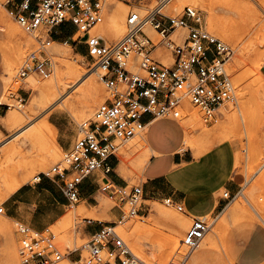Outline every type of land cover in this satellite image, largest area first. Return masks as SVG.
<instances>
[{
    "label": "rangeland",
    "instance_id": "374dc122",
    "mask_svg": "<svg viewBox=\"0 0 264 264\" xmlns=\"http://www.w3.org/2000/svg\"><path fill=\"white\" fill-rule=\"evenodd\" d=\"M9 1H0V12L4 13H0V15L5 16L6 20L21 30L23 37L21 36L18 41L15 40V44L6 34L5 28L0 26V82L4 87L3 99H6L8 104L0 107V208L5 205L7 199L19 185L35 183L36 177H41L44 173L49 172L63 158L64 151L56 147V138L52 134H48L43 140L40 138L31 140L34 129L43 121L50 119L53 123H59L61 126V134H58L57 140L59 141V138L63 137L74 144L82 137L81 126L90 124L94 120L95 110L110 97L109 90L100 78L101 71L96 70L93 60L87 53H81L82 57L80 58L79 47L82 45L72 41L71 37L75 33L72 26L64 25L53 29L54 34L58 35L60 39L59 42L56 41L58 53H54L53 43L43 48V44L49 39L46 28H40L34 33L26 32L9 14ZM152 6V0H133L132 3L122 0H104V20L91 31V35L101 37L109 44L114 43L116 40L112 39L107 31L102 30V27H105L111 18L113 9L125 8L127 18L131 11H138L145 15ZM187 7L200 10L203 13L207 30L232 51L224 68L236 92L235 101L220 106L215 112L214 118L208 121H206L203 112L191 104L192 109L197 110L198 120L191 133L194 148L190 149L194 157H197L198 151L206 150L211 145H214L215 148L222 144H229L233 149V176L240 188L230 200H227L226 205L219 213L206 219L211 225L210 232L200 247L193 252L189 253L188 248L183 244L192 219H188L175 207L166 205L164 201L145 202L148 206L145 216L133 217L127 222L119 224L116 230L133 254L141 255V257L135 256L145 264H177L189 254L186 264H238V253L247 244L253 230L259 228L264 231V130L259 129L258 121L253 117V109L250 104L241 108L237 106L240 90L248 93L244 100L251 101L249 95L251 92L249 88L251 85L250 64H252V59L264 56V44L261 42L264 40V0H204L197 4H193L189 0H171L162 12L167 16L175 17L182 15ZM145 30L156 43L161 45L156 52V58L166 66H171L174 62L172 52L163 44L162 36L151 26H147ZM186 37L187 31L179 28L171 38L181 45ZM17 42L22 43L21 53L18 55L15 50L18 47L16 46ZM32 54H35L36 58L40 60L48 59L50 61L52 65L50 77L44 78L34 70L26 77L20 76L26 66H32ZM254 54L255 56H253ZM11 58V64L14 65L11 66V71H8L7 66ZM77 59H80L79 64L83 69L80 78L75 81L65 78L67 89L61 90L57 102L45 112L42 107H36L34 112H31V103L36 98L37 92L33 88H29L30 81L33 80L35 84L40 85L49 79L56 78L66 71L68 63H73ZM129 70L132 73L139 72V60L132 59ZM91 73H93L98 86L97 104L93 105L90 114L82 115L83 105L79 99L86 94V76ZM260 73L264 78V60L260 67ZM187 102H189L188 97L183 101L182 116L179 118L184 126L189 119ZM73 104L75 105L73 109L64 107ZM19 105H24V108L20 109ZM10 111L29 112L25 126L17 132L8 130L2 124L3 117ZM204 131L209 134V138L202 141L201 137ZM143 135L144 132H140L127 142L116 141L118 145L117 157L124 165L123 176L129 181V188L141 186L144 180L142 171H138L136 166L141 153L138 145L141 143ZM224 138L228 139L224 140ZM15 144L19 149L16 153H12L10 149ZM224 193L225 191H222L220 196L223 197ZM81 205L76 204L69 207L66 215L56 225L49 228V232L55 235V241L65 255L61 261L55 264L62 262L73 264L75 260L72 256L73 251L82 248L88 241L79 232V226L85 219V214L79 208ZM237 206H239L237 211L232 215L229 214L230 210ZM117 207H121L120 204L101 194L99 206L91 210L110 211ZM123 210L127 212L128 207H124ZM163 214H167L168 217H162ZM172 215L180 216L183 219L182 224H171L169 217ZM19 226L20 224L10 219L7 214L0 213V264H20ZM172 235L181 239V244L173 252L169 249V240ZM205 246H211V252L200 256L199 252ZM80 254L81 252H77L74 255L77 257ZM82 255L85 259L88 252L83 250Z\"/></svg>",
    "mask_w": 264,
    "mask_h": 264
},
{
    "label": "built area",
    "instance_id": "2783aa9c",
    "mask_svg": "<svg viewBox=\"0 0 264 264\" xmlns=\"http://www.w3.org/2000/svg\"><path fill=\"white\" fill-rule=\"evenodd\" d=\"M103 1L8 2L9 14L26 32L34 33L46 28L49 39L43 48L53 42L54 28L72 26L75 30L72 41L86 47L88 56L96 69L101 71L100 78L110 92V97L96 110L94 120L81 126L82 137L64 152L60 163L42 175L61 185L65 196L73 204L79 202V188L84 180L97 170L111 172L108 161L117 156L116 141L127 142L145 131L146 125L142 121L145 115H150L153 121L179 120L183 101L188 97L208 121L214 118L220 106L236 99L234 85L224 68L232 51L207 30L200 10L187 7L180 16H167L162 10L169 0H152L153 6L145 15L138 11L128 14L125 36L109 44L103 38L91 35V31L104 20ZM122 1L132 3L133 0ZM147 26L162 36L163 44L172 52L174 62L171 66H166L156 58L161 45L146 32ZM179 28L187 31V37L181 45L171 38ZM132 59L139 60L137 73L129 70ZM31 61L32 66H26L21 77H26L32 70L44 78L52 75V65L48 59L40 60L32 54ZM102 191L123 208L128 207V211L124 212L118 224L102 227L82 248L74 250L72 254H81L73 264H145L133 254L116 230L119 224L141 216L146 202L143 187L129 188L108 182ZM223 198L230 200L232 196L225 192ZM163 201L179 212L186 213L184 206L172 198ZM0 213L5 214L3 207ZM210 229L206 218H192L183 240L189 253L200 247ZM18 232L21 236L20 264H55L64 258L63 250L49 229L35 232L20 224ZM83 250L88 252L85 259ZM189 256L177 264H186Z\"/></svg>",
    "mask_w": 264,
    "mask_h": 264
},
{
    "label": "crops",
    "instance_id": "0c3cea01",
    "mask_svg": "<svg viewBox=\"0 0 264 264\" xmlns=\"http://www.w3.org/2000/svg\"><path fill=\"white\" fill-rule=\"evenodd\" d=\"M54 36H58L54 34ZM54 39V38H53ZM60 39L54 40L59 42ZM79 52L87 53L84 45ZM4 87L0 82V101L4 98ZM8 105L7 103L0 104ZM1 109V108H0ZM146 125L143 139L146 141L150 156L142 171V187L146 202L163 201L172 198L177 204L185 208L188 219L193 217L208 218L219 213L227 200L220 196L222 191L235 195L240 186L233 176V154L229 144L213 147L200 157H194L191 149L185 148L186 129L180 120L159 119L152 120L150 115L142 118ZM50 124L56 131L57 145L65 152L73 144L61 137L59 123ZM111 172L104 169L95 171L80 185L79 202L76 203L85 214L83 223L79 226L81 235L89 239L99 232L102 227L118 224L124 215L123 207L110 211H94L97 216L90 217L92 208L99 206L101 194L107 196L102 187L106 183L117 186H128L129 181L123 176L124 165L118 157H111L108 161ZM76 204L71 203L65 196L62 186L53 180L41 176L32 184H24L17 188L3 206L5 214L25 225L35 232H44L56 225L67 213V209ZM83 207V208H82ZM84 209V210H83ZM88 210V211H85ZM148 206L144 204L141 216L147 214ZM86 212V213H85ZM75 260L77 257L72 255ZM238 264L264 263V231L256 228L248 238L245 247L238 253Z\"/></svg>",
    "mask_w": 264,
    "mask_h": 264
},
{
    "label": "bare ground",
    "instance_id": "6f19581e",
    "mask_svg": "<svg viewBox=\"0 0 264 264\" xmlns=\"http://www.w3.org/2000/svg\"><path fill=\"white\" fill-rule=\"evenodd\" d=\"M1 1V0H0ZM171 0H169L165 7L167 6V4L170 2ZM187 1V0H185ZM191 1L193 4H197V2H202L204 0H189ZM1 3V2H0ZM164 7V8H165ZM108 8V7H107ZM206 8V7H205ZM105 9V6H104ZM0 13H3L2 11ZM4 14V13H3ZM125 18H126V9L125 8H115L112 10V14H111V18L109 19L107 25L104 27H102V30L107 31L110 35V37L116 41L122 39L125 36L126 33V27H125ZM106 24V23H105ZM0 26L2 28H5L6 30V34L8 35V37L15 42V40H19L20 37L22 36V32L21 30H19L16 26H14L11 22H9L8 20L5 19V16H1L0 15ZM4 31V30H3ZM25 35V34H24ZM226 35V34H225ZM264 36V35H263ZM23 37V36H22ZM26 37V36H25ZM230 37V36H229ZM25 39V38H24ZM232 39V38H231ZM33 42V41H32ZM261 42H263L264 44V40H262ZM18 43V42H17ZM34 43V42H33ZM54 44L53 47V52L54 53H58V49L56 46H58V43L56 41L53 40L52 42ZM51 43V44H52ZM260 43V42H259ZM18 46L15 50H16V54H20L21 53V48H22V43H18ZM262 47V46H261ZM59 48V47H58ZM259 48V47H258ZM67 52V51H65ZM25 53V52H24ZM61 53V52H60ZM68 54V52L66 53ZM69 54H71L69 52ZM72 55V54H71ZM70 55V56H71ZM80 58L82 57V55L79 53ZM255 56V54L253 55ZM54 57V56H53ZM59 57V56H57ZM62 58V57H61ZM171 58V57H168ZM8 60V59H7ZM66 60V59H65ZM252 64L251 65V70H250V77H251V85H250V99L251 101L248 100H244L246 98V96L248 95L247 92H243L242 90L239 91L238 94V107L241 108L243 106H245L246 104H250L252 106V114L253 117L258 121V127L261 131L264 130V78L262 77L261 73H260V67L263 63L264 60V56H259L256 57L255 59H252ZM59 61V59H58ZM70 61V60H68ZM12 62V58L9 60L8 62V71H11V66L14 65ZM80 59L75 60V62L73 63H68V65L66 66V71L64 73H61V75L59 74V76H57L56 78L53 79H49V81L42 83L40 85L35 84V82L33 80L30 81V85L29 88H33L35 92H37V96L36 98L32 101L31 103V108L30 111L34 112V109L37 107H42L43 108V112H45L46 110L50 109L56 102L57 100L60 98L59 94L61 92V90H66L67 89V84L64 81L65 78L67 79H71V80H76L78 78H80V75L83 73V69L81 68L80 64ZM169 65V64H168ZM97 70V69H96ZM98 71V70H97ZM85 73V72H84ZM13 75V73H12ZM64 75V76H63ZM30 79V78H29ZM86 94L84 97H81V99H79V102L82 103L83 105V113L82 115H88L92 112V108L93 105L97 102V94H98V86H97V82L95 80V78L93 77V73L89 74L86 76ZM40 82V81H39ZM238 84L240 85V82H238ZM35 97V96H34ZM59 97V98H58ZM6 99H2L0 101V104L6 103ZM77 102V101H76ZM84 102V103H83ZM99 103V102H98ZM97 104V103H96ZM187 111H188V123L185 125L186 127V140H185V147L186 148H194L193 144H192V139H191V133L192 130L195 128V124L197 123V113L194 109H192L191 107V103L190 101L187 102ZM30 105V104H29ZM101 105V104H100ZM14 106V105H13ZM74 104L73 105H65L64 107L67 109H73L74 108ZM81 106V105H80ZM193 106V105H192ZM18 108V107H17ZM19 108L22 109L24 108V105H19ZM65 110V109H64ZM80 111V110H79ZM96 111V110H95ZM218 110H216L215 112H217ZM22 112V111H21ZM29 112H18V111H10L8 112L2 119V124L4 127H6L8 130L10 131H14L17 132L19 131L22 127L25 126L26 122H27V116H28ZM42 113V111H41ZM95 113V112H94ZM49 114V113H48ZM218 115V113H216ZM233 114V113H232ZM47 116V115H46ZM94 116V115H93ZM233 116V115H232ZM235 117L237 118V115H235ZM2 118V117H1ZM35 118V117H34ZM33 118V120H34ZM86 119V118H85ZM235 119V118H234ZM29 120V119H28ZM235 125V124H233ZM36 127V125H35ZM34 128V127H33ZM204 130V129H203ZM194 131V130H193ZM48 134H52L54 136V138H56V131L55 128L50 124L49 121H43L39 126H37L34 129V133L32 135V137L30 138L31 140H35V139H45L47 137ZM237 134V133H236ZM196 138V136H195ZM209 138V134L204 131L201 137L202 141H205ZM228 138H224V140H226ZM223 141V140H222ZM56 142V141H55ZM31 144V143H30ZM214 145H211L209 148H207L206 150H201L197 152L196 156L200 157L203 154H205L206 152H208L209 150H211L213 148ZM56 147L58 149H61L58 145H56ZM253 147V146H252ZM40 148V147H39ZM138 148L141 149V153L138 156L137 159V169L138 171H143V169L145 168L148 160H149V156H150V151H149V147L146 143V141L142 138L141 143L138 145ZM18 147L16 146H12V148L10 149V151L12 153H16L18 151ZM41 149V148H40ZM38 150V149H37ZM37 152V151H36ZM51 152V151H50ZM11 155V154H10ZM17 157V156H16ZM52 157V156H51ZM50 157V158H51ZM55 157V155H54ZM8 158V157H7ZM54 160V159H53ZM8 163V162H7ZM23 163V161H22ZM39 164V163H38ZM3 166V165H2ZM26 166V165H25ZM24 166V168H25ZM31 167V166H30ZM5 168V166H4ZM1 169V168H0ZM26 169V168H25ZM39 172V170H38ZM33 173V172H32ZM31 178V177H30ZM40 176L36 177V180H39ZM26 180V179H25ZM24 182V180H22ZM22 182V183H23ZM27 182V180H26ZM24 184V183H23ZM26 184V183H25ZM21 186V185H19ZM18 186V188H19ZM239 206L233 208L230 210L229 214H234ZM83 208V207H82ZM84 210V209H83ZM241 210V209H240ZM82 211V210H81ZM88 211V210H85ZM83 212V211H82ZM86 213V212H85ZM95 212L93 211V213H88V215L90 217H94L96 214H94ZM174 214V213H173ZM97 216V215H96ZM95 216V217H96ZM162 217H165L168 215L167 214H163L161 215ZM99 217V215L97 216V218ZM169 220L171 221V224H182L183 219L180 216H170ZM3 226V225H2ZM138 230V229H137ZM15 244V243H14ZM181 244V239L175 235H172L170 237L169 240V249L171 252L175 251L179 245ZM16 249V248H15ZM212 247L211 246H205V248H203L199 254L200 256H204L207 255L209 252H211ZM9 255V253H8ZM19 255V254H18ZM137 257H141L140 254H135ZM11 256V255H10ZM14 256V255H13ZM13 258V257H12ZM15 264V263H14ZM59 264H67L66 262H62Z\"/></svg>",
    "mask_w": 264,
    "mask_h": 264
},
{
    "label": "trees",
    "instance_id": "16d2710c",
    "mask_svg": "<svg viewBox=\"0 0 264 264\" xmlns=\"http://www.w3.org/2000/svg\"><path fill=\"white\" fill-rule=\"evenodd\" d=\"M54 40H58L59 36H53Z\"/></svg>",
    "mask_w": 264,
    "mask_h": 264
}]
</instances>
